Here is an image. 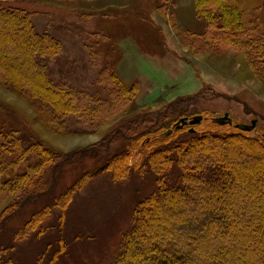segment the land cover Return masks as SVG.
Segmentation results:
<instances>
[{"label": "trees", "instance_id": "16d2710c", "mask_svg": "<svg viewBox=\"0 0 264 264\" xmlns=\"http://www.w3.org/2000/svg\"><path fill=\"white\" fill-rule=\"evenodd\" d=\"M193 2L205 22L197 49H238L264 80V2ZM40 15L0 0V86L49 108L58 126L74 117L79 127L93 131L131 101L135 88L107 66L98 76L103 90L95 95L71 86L62 73L58 79L53 76L62 44L50 31L38 29ZM87 44L94 54V42ZM194 97L176 96L166 106L117 126L96 146L60 156L38 140L27 144L14 129L0 130V202L11 195L24 197L0 215V264L20 254L22 245L33 249L32 264H61L59 253H66L67 238L55 241L51 255L50 243L40 238L52 236L50 220L56 211L62 224L75 188L87 183L83 178L57 196L50 208L44 205L31 212L17 229L9 230L7 223L25 215L27 205L53 197L66 173L85 155L107 157L112 180L146 182L100 254L84 257L89 264H264V131L259 128L251 136L232 125L216 132L223 125L215 119L204 130L197 124L182 125L181 118L194 116L187 113ZM134 153L140 154L139 160L130 165ZM32 158L37 159L34 164ZM6 234L13 240L2 244Z\"/></svg>", "mask_w": 264, "mask_h": 264}, {"label": "rangeland", "instance_id": "374dc122", "mask_svg": "<svg viewBox=\"0 0 264 264\" xmlns=\"http://www.w3.org/2000/svg\"><path fill=\"white\" fill-rule=\"evenodd\" d=\"M7 2L41 13L36 17L38 29H46L60 40L62 50L52 66V74L57 79L62 73L71 86L89 90L95 95L103 90L98 76L107 66L124 84L134 87L135 93L130 102L116 109L101 126L90 131L79 127L74 117H69L63 127L58 126L51 120L49 108L0 86L1 131L14 129L26 139L27 144L38 140L60 156L83 147L96 146L117 126L166 106L176 96L190 99L195 95L197 97L188 103L187 113L202 116L197 124L200 130L227 112L232 125L250 124L255 119L256 127L250 130L251 136L259 128L264 131V80L256 75L238 49H197L201 46L198 34L205 30V22L196 15L193 0ZM263 2L247 0V6L262 5ZM87 42L95 44L92 55ZM232 125L224 124L222 129L216 128V132L229 130ZM74 128L80 131L74 132ZM188 132L183 129L184 134ZM139 156V153H134L129 164L138 162ZM106 158L85 155L84 161L73 171L69 167L63 186L56 189L53 197H47L37 205H27L25 215L8 221L9 230L23 225L31 212L42 206L50 208L57 196L83 178L87 183L75 188L62 224L60 213L54 212L50 220L52 236L41 235L40 239L50 243L47 254L51 255L57 248L55 241L64 235L67 251L59 253L61 264H89L84 257L100 254L102 245L115 234L124 213H130L133 198H138L141 193L138 190L146 185L140 180H112L105 164ZM31 161L34 164L37 159L32 158ZM23 198V195L16 194L2 200L0 215L14 200L21 204ZM12 240L7 234L1 237L2 244ZM20 248L22 252L16 253L6 264H16L17 261L32 264L33 249L23 245Z\"/></svg>", "mask_w": 264, "mask_h": 264}, {"label": "water", "instance_id": "95a60500", "mask_svg": "<svg viewBox=\"0 0 264 264\" xmlns=\"http://www.w3.org/2000/svg\"><path fill=\"white\" fill-rule=\"evenodd\" d=\"M201 119H202V116L197 115V116L192 117L191 119L181 118L180 122H182V125H185V124L195 125V124H198ZM215 121L219 123L220 125H224V124L232 125L233 124V121L227 112H225L223 116L216 117ZM255 125H256L255 119H253L250 124H235L237 128L244 130V131H250L251 129L255 127ZM190 131H194V129L191 128Z\"/></svg>", "mask_w": 264, "mask_h": 264}, {"label": "flooded vegetation", "instance_id": "af4514ba", "mask_svg": "<svg viewBox=\"0 0 264 264\" xmlns=\"http://www.w3.org/2000/svg\"><path fill=\"white\" fill-rule=\"evenodd\" d=\"M186 125V124H185Z\"/></svg>", "mask_w": 264, "mask_h": 264}]
</instances>
